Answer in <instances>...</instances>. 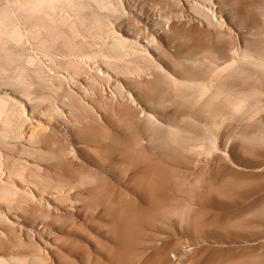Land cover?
Instances as JSON below:
<instances>
[{
    "label": "rangeland",
    "instance_id": "obj_1",
    "mask_svg": "<svg viewBox=\"0 0 264 264\" xmlns=\"http://www.w3.org/2000/svg\"><path fill=\"white\" fill-rule=\"evenodd\" d=\"M0 264H264V0H0Z\"/></svg>",
    "mask_w": 264,
    "mask_h": 264
},
{
    "label": "bare ground",
    "instance_id": "obj_2",
    "mask_svg": "<svg viewBox=\"0 0 264 264\" xmlns=\"http://www.w3.org/2000/svg\"><path fill=\"white\" fill-rule=\"evenodd\" d=\"M237 53V52H236ZM239 53V52H238ZM243 53V52H242ZM241 54V53H240ZM238 55V54H237ZM182 136V135H181Z\"/></svg>",
    "mask_w": 264,
    "mask_h": 264
}]
</instances>
